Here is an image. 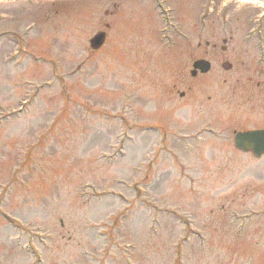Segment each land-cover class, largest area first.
<instances>
[{"label":"rangeland","instance_id":"obj_1","mask_svg":"<svg viewBox=\"0 0 264 264\" xmlns=\"http://www.w3.org/2000/svg\"><path fill=\"white\" fill-rule=\"evenodd\" d=\"M162 1L167 38L151 0H0V264H176L179 241L183 264H264V157L231 146L232 130L264 128V108L230 105L227 75H188L196 43L232 37L217 70L252 63L253 84L241 82L259 102L249 86L264 84V27L261 39L250 32L262 6ZM19 37L25 52L12 61ZM190 84L181 100L176 89ZM213 95L215 106L202 100Z\"/></svg>","mask_w":264,"mask_h":264},{"label":"flooded vegetation","instance_id":"obj_2","mask_svg":"<svg viewBox=\"0 0 264 264\" xmlns=\"http://www.w3.org/2000/svg\"><path fill=\"white\" fill-rule=\"evenodd\" d=\"M230 41H232V37H230L228 40L223 39L220 46H218V44H216V43L205 42L204 47H202V44L200 42H198L196 44V48L198 50H202L203 52H205V56H208L209 54H211V55L213 54V79L221 78V77H223L222 75H227V78H229V79H234V78L241 79L243 77V75L241 72H239V70L242 69L243 71H246V75H249L245 78L248 79L249 82L251 83V80H252L251 78H252V76L256 75V72L252 71L253 67H252V64L250 62H246L244 59L240 58L239 56L235 59V61H225V60L219 61L218 67H219L220 71L217 70V63L214 61V59L217 56V52L221 51L222 53H226L227 52V46H228V43ZM235 67H237V68H235ZM235 69H236V71H234ZM210 73H212V72L210 71L209 73H207L205 75L197 73L195 75L194 79H197L199 77L208 76V75H210ZM188 89L190 90V87ZM232 91H233V89H232ZM260 92H261V97L259 100V106L262 107V106H264V87L259 88V93ZM250 98L255 100L254 95L247 98V100H249ZM214 101H216V99L213 96V105L215 104Z\"/></svg>","mask_w":264,"mask_h":264},{"label":"water","instance_id":"obj_3","mask_svg":"<svg viewBox=\"0 0 264 264\" xmlns=\"http://www.w3.org/2000/svg\"><path fill=\"white\" fill-rule=\"evenodd\" d=\"M105 35L97 34L91 40V48L97 50L104 42ZM194 68L200 69L202 72H207L208 65L204 61H198L194 64ZM234 146L236 149L247 152L252 151L256 157L264 153V130L238 133L235 136Z\"/></svg>","mask_w":264,"mask_h":264},{"label":"bare ground","instance_id":"obj_4","mask_svg":"<svg viewBox=\"0 0 264 264\" xmlns=\"http://www.w3.org/2000/svg\"><path fill=\"white\" fill-rule=\"evenodd\" d=\"M242 1H244V2H248V1H250V0H242Z\"/></svg>","mask_w":264,"mask_h":264}]
</instances>
